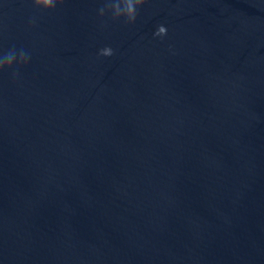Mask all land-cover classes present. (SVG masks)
Listing matches in <instances>:
<instances>
[{
	"label": "water",
	"instance_id": "water-1",
	"mask_svg": "<svg viewBox=\"0 0 264 264\" xmlns=\"http://www.w3.org/2000/svg\"><path fill=\"white\" fill-rule=\"evenodd\" d=\"M114 3L0 0V264H264V0Z\"/></svg>",
	"mask_w": 264,
	"mask_h": 264
},
{
	"label": "clouds",
	"instance_id": "clouds-1",
	"mask_svg": "<svg viewBox=\"0 0 264 264\" xmlns=\"http://www.w3.org/2000/svg\"><path fill=\"white\" fill-rule=\"evenodd\" d=\"M56 3L57 0H34L36 6H41L44 9H49ZM142 3L143 0H116V3L112 4L110 7L106 6L105 9H102L100 14L108 11L111 13V17L114 20L123 19L128 22H133L136 18V10L139 9ZM158 31L163 33V27H160ZM100 53L103 55H109L111 49L105 47L100 50ZM21 62H27V54L23 51H8L7 53L0 55V65H5L8 69H11L13 65H16L17 67Z\"/></svg>",
	"mask_w": 264,
	"mask_h": 264
}]
</instances>
